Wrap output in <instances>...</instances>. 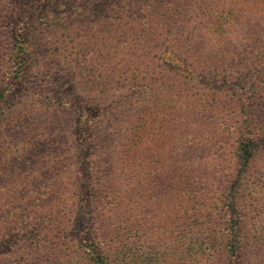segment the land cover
Listing matches in <instances>:
<instances>
[{"label":"rangeland","instance_id":"rangeland-1","mask_svg":"<svg viewBox=\"0 0 264 264\" xmlns=\"http://www.w3.org/2000/svg\"><path fill=\"white\" fill-rule=\"evenodd\" d=\"M146 4L194 32L145 48ZM209 21L227 39L199 36ZM0 99V264H264V150L247 170L237 150L247 119L264 145V0H0ZM110 183L121 203L102 212Z\"/></svg>","mask_w":264,"mask_h":264},{"label":"trees","instance_id":"trees-1","mask_svg":"<svg viewBox=\"0 0 264 264\" xmlns=\"http://www.w3.org/2000/svg\"><path fill=\"white\" fill-rule=\"evenodd\" d=\"M94 1L100 2V1H105V0H94ZM163 6L164 7H157L154 4H146L144 7L140 8L138 10L139 13H141V12L144 13L143 14L144 15L143 24L145 25L144 31L146 32V37H147L144 41L145 42V48L148 46V44L152 43L150 41H154L162 35H167L169 37H172V39L176 40L177 44L181 45L182 37H189V35H191L194 32L193 28L195 26L193 25V23H189L190 27L188 29H185L183 32H181L179 34L178 33L179 31H177L175 26H173L168 21V20H170L171 17L177 16L176 13L173 11V10H176L177 8L175 6H173L172 4L163 5ZM135 7H137V5H135ZM160 11H161V13H160ZM91 13H92V16H96V12L94 10H92ZM167 14H168V16H166ZM163 16H166L167 20H164ZM190 22H191V20H190ZM204 27H205L204 31H201L199 36H204V38H206V39L211 37L212 40H214V41L223 42L225 39H227V36L229 34V31L224 30L227 28H223L222 25L219 24L217 21H209L208 23L204 24ZM185 35H187V36H185ZM149 38H151V40H148ZM26 44H27V40L23 41V39L22 40L20 39L17 41V47L15 48L14 61H15L16 69H17V77H15V82H14L15 85H17L18 83L20 84V83L25 82L24 79L27 75V71L29 70L30 59H29L27 52L25 51L27 48ZM112 87L106 88L105 94H112V96L115 98L114 100H118L115 91L112 90ZM41 94H43V93L41 92ZM7 97H8L7 94H4L2 96V99H7ZM123 97H125V96H123ZM66 104H69V102H67ZM118 105H119V103H118ZM63 106H65V105H63ZM68 108L73 109V104L70 103ZM117 108H119V107H117ZM101 109H103V110L96 115L97 119H100L101 116H103L104 118H107L111 112V107L109 105H106L105 107H102ZM118 110H121V107ZM22 111L30 112L31 110L24 109ZM22 111L19 108L14 110L16 115L11 119V121L15 122V120L21 115ZM248 115H249V113H248ZM142 119H143L142 116H138L133 123V127L129 131H126L127 133L124 135L125 137H123V139H126V141L128 140V142H126L124 144L125 150H124L123 154H124V160H125V164H126L124 171H126L130 167L129 160L131 157V153L133 152V150L135 151V149H137L139 147L140 142L142 141V137H143V133H144V130H143L144 124H141ZM96 122L98 123L99 121H96ZM124 123H125V121H124V118L122 116L120 118H117L115 120V122L110 121L109 127L114 128V126H115V128H117V131L119 133L118 134L119 137H122L123 133L125 132L124 131L125 130ZM259 130L260 129L259 128L257 129V127L253 124V121L251 119H247L246 124L244 125V131L242 132V135L240 138L241 140H240L239 145L237 147L239 165L246 170L253 164V162L259 156L261 151L264 150V145H263V143H261V139H260L261 138V132ZM92 132H94V131L93 130L90 131L87 134V136L90 137L91 141L93 142L94 139H93V135L91 134ZM81 145H83V144H81ZM8 149L9 150L13 149V147H8ZM74 165H75V167L73 169ZM74 165H72V166L70 165V173L71 174H70V176H68V179L66 181L67 185L65 187H68V188H66V189H68V191L69 190L72 191V189L76 187L75 184L78 183L79 175L82 173V167H81L80 163H75ZM95 174L97 175L98 172H96ZM98 178H99L100 183H101V180H103V177L100 176ZM71 180L73 181L74 184L71 182ZM86 187L88 188V186H86ZM115 187H117L116 184L113 185V183H110L107 185L106 189H103V191L107 193L106 196L97 195L98 197L103 198V201H102V199H98L97 205H95V206L98 208H101L102 212H109L113 209V207H118L120 205V203H121L120 199L121 198L119 196L113 195V193H114L113 191L115 190L114 189ZM119 187H121L120 184H119ZM76 188L78 190V187H76ZM83 194L87 195L88 190H87V192L83 190ZM89 200L90 199L87 196H84L83 199L82 198L79 199V202L81 204V209L84 210L85 214H87ZM75 202H76V200L73 201L74 204H75ZM58 218H59V216H58ZM53 231L57 232V230H53ZM54 244L60 245V243H58L56 241L54 242ZM92 245L93 244L91 243V246ZM93 248L95 250H97L94 246H93ZM104 255H105V253H104ZM105 258L108 261L109 256L105 255Z\"/></svg>","mask_w":264,"mask_h":264}]
</instances>
